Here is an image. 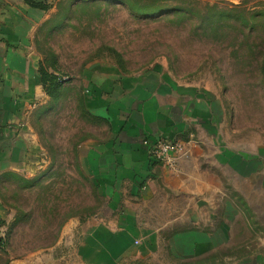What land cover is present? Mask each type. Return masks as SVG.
<instances>
[{"label":"rangeland","instance_id":"1","mask_svg":"<svg viewBox=\"0 0 264 264\" xmlns=\"http://www.w3.org/2000/svg\"><path fill=\"white\" fill-rule=\"evenodd\" d=\"M147 2L159 10L137 13L119 0L45 3L48 16L35 46L50 71L71 81L49 94L32 117L45 147L44 165L33 174L0 172V234L6 237L0 264H83L80 244L96 217L107 215L105 196L81 162L85 143L109 133L107 120L91 111L82 94L84 69L100 61L193 86L213 100L216 117L221 112L219 141L247 160L238 177L235 153L227 152L226 165L213 166L221 185L215 198L189 200L192 236L221 224L223 244L189 247V260L177 256L186 253L184 247L163 245L121 264H264V0ZM253 153L258 170L250 178ZM210 157L218 158L215 149ZM185 231L183 225L159 232L168 238Z\"/></svg>","mask_w":264,"mask_h":264},{"label":"crops","instance_id":"2","mask_svg":"<svg viewBox=\"0 0 264 264\" xmlns=\"http://www.w3.org/2000/svg\"><path fill=\"white\" fill-rule=\"evenodd\" d=\"M47 16L31 0H0V172L11 168L33 174L47 161L32 124L35 111L49 99L39 73L43 57L35 46L37 29ZM84 70L83 98L107 120L109 133L82 147L84 170L107 203V215L96 217L80 244L83 264H121L132 255L159 252L163 245L184 247L186 253L175 255L189 260V247L223 244L224 225L193 233L196 237L189 231V200L211 202L221 188L213 166H225L231 151L241 177L242 162H247L241 150L219 141L221 112L216 117L213 100L157 72L132 73L103 61ZM161 136L191 142L189 157L172 165L155 159L150 143ZM211 148L218 158L210 157ZM253 154L250 178L258 170ZM203 218L207 224L208 216ZM183 225L186 231L178 237L164 238L159 232Z\"/></svg>","mask_w":264,"mask_h":264},{"label":"trees","instance_id":"3","mask_svg":"<svg viewBox=\"0 0 264 264\" xmlns=\"http://www.w3.org/2000/svg\"><path fill=\"white\" fill-rule=\"evenodd\" d=\"M147 1L150 0H119V2L127 4L129 8H131L133 11L140 13V12H157L159 10V7L153 4H149ZM152 1V0H151ZM32 4L39 6L41 8L46 9L47 5L44 2H37L35 0H31ZM51 58H55L54 55H51ZM54 63H50V66L54 67ZM119 65V64H118ZM39 73L41 76V80L43 85L45 86V89L49 94L52 96H55L58 92V89L64 84V82L68 81V79H64L62 74H58L56 71H50L48 69V66L44 65V62H41ZM2 222H0L1 225ZM6 242V237H3L0 234V245L4 244Z\"/></svg>","mask_w":264,"mask_h":264},{"label":"built area","instance_id":"4","mask_svg":"<svg viewBox=\"0 0 264 264\" xmlns=\"http://www.w3.org/2000/svg\"><path fill=\"white\" fill-rule=\"evenodd\" d=\"M63 78L68 79V76L66 77V75H64ZM145 143L150 142L149 140H145ZM190 144L191 142L188 141L161 136L150 143V151L153 157L158 161H163L172 165L179 157H189L191 154Z\"/></svg>","mask_w":264,"mask_h":264}]
</instances>
